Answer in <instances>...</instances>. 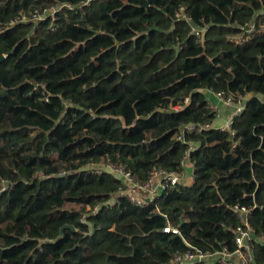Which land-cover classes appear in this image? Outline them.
<instances>
[{
    "label": "trees",
    "instance_id": "16d2710c",
    "mask_svg": "<svg viewBox=\"0 0 264 264\" xmlns=\"http://www.w3.org/2000/svg\"><path fill=\"white\" fill-rule=\"evenodd\" d=\"M84 1L0 0V264L232 251L236 205L251 208L253 264H264V0ZM206 90L249 97L231 130L177 140L183 125L214 119ZM187 149L192 181L148 206L96 166L144 182L157 168L181 171Z\"/></svg>",
    "mask_w": 264,
    "mask_h": 264
},
{
    "label": "built area",
    "instance_id": "2783aa9c",
    "mask_svg": "<svg viewBox=\"0 0 264 264\" xmlns=\"http://www.w3.org/2000/svg\"><path fill=\"white\" fill-rule=\"evenodd\" d=\"M90 0H85L83 3H87ZM63 5H53L48 9H44L43 12L34 11L31 16H22L19 20H41L46 15L59 10ZM69 6V5H68ZM182 9V8H181ZM14 21H11V23ZM194 34L199 37L201 29L192 28ZM249 31H252V27ZM215 97L223 104L228 106H234V112L232 116L221 126H214L212 122L207 123H187L183 125L179 132L175 135V138L179 141H184L185 134L190 132H200L206 128H219L221 130H231V124L233 117L239 115L244 109L245 101L249 97V94H225L223 91L215 92ZM188 98H185L187 101ZM264 101V97L262 98ZM207 108L214 113V118L220 117L219 107L208 101ZM189 149H187L181 160L180 165L185 168V162L188 158ZM109 171L115 173L122 181V186L119 189V194L125 196L133 204L138 206H148L155 199H157L162 192L170 185H176L177 183H183V169L181 171L165 170L157 168L151 171L149 178L144 182H138L130 174V172L122 165H115L109 161L107 164ZM100 170H98L99 172ZM190 178L193 179L191 173ZM116 199H112L108 204H112ZM100 204H96L91 210V213H95L99 209ZM238 213L240 224L236 229L235 235V248L229 251L226 247L216 251H200V250H187L184 252L176 251L175 255L167 264H192L200 261H217L220 264H253V251L251 248L250 240L252 238L253 229L251 228L247 216L251 212V208L246 206H235ZM84 216L81 218L83 219ZM169 227H165L164 231H169ZM172 232H177L176 229H172Z\"/></svg>",
    "mask_w": 264,
    "mask_h": 264
},
{
    "label": "crops",
    "instance_id": "0c3cea01",
    "mask_svg": "<svg viewBox=\"0 0 264 264\" xmlns=\"http://www.w3.org/2000/svg\"><path fill=\"white\" fill-rule=\"evenodd\" d=\"M207 100L212 103L215 104L219 107L220 110V117L218 118H214L212 120V124L216 127L223 125L233 114L234 112V106H228L225 105L223 103H221L216 97L214 92L210 91V90H206L205 91ZM188 158L186 159L185 162V168L183 169V183H190L192 181V179L190 178V175L192 173V164H190L189 162H187ZM187 176V177H185Z\"/></svg>",
    "mask_w": 264,
    "mask_h": 264
},
{
    "label": "rangeland",
    "instance_id": "374dc122",
    "mask_svg": "<svg viewBox=\"0 0 264 264\" xmlns=\"http://www.w3.org/2000/svg\"><path fill=\"white\" fill-rule=\"evenodd\" d=\"M109 163V161H101L100 162V164H98V165H96L97 166V169L98 170H109V168H108V164ZM90 167H95L94 165H92V166H90ZM113 173V172H112ZM115 174V173H114ZM185 177H187V176H185ZM67 207H74V208H78V206H76V205H73V204H67Z\"/></svg>",
    "mask_w": 264,
    "mask_h": 264
},
{
    "label": "water",
    "instance_id": "95a60500",
    "mask_svg": "<svg viewBox=\"0 0 264 264\" xmlns=\"http://www.w3.org/2000/svg\"><path fill=\"white\" fill-rule=\"evenodd\" d=\"M3 58V56L2 57H0V60ZM211 65L212 64H210V67H211ZM210 69V68H209ZM173 111H175V109H172V110H169V111H167V112H173ZM65 227V226H64Z\"/></svg>",
    "mask_w": 264,
    "mask_h": 264
}]
</instances>
